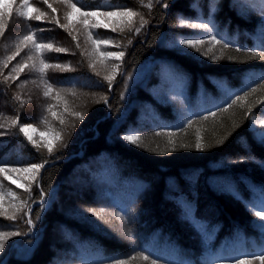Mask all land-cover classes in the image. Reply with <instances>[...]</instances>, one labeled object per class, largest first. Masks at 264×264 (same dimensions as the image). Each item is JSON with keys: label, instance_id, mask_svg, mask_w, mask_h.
Here are the masks:
<instances>
[{"label": "trees", "instance_id": "trees-1", "mask_svg": "<svg viewBox=\"0 0 264 264\" xmlns=\"http://www.w3.org/2000/svg\"><path fill=\"white\" fill-rule=\"evenodd\" d=\"M70 2L83 11L127 6L137 13L132 31L123 17L67 19ZM148 3L0 0V167L46 161L22 178L25 191L6 185L14 195L3 202L9 214L0 209V231L26 233L30 208L33 232L7 240L2 264H231L264 249L251 208L252 192L264 199V148L249 127L264 101V59L248 55L264 50L254 36L264 0ZM37 8L39 20L23 17ZM33 33L52 48L23 40ZM213 35L221 44L209 43ZM196 39L204 43H180ZM25 125L36 129L32 141ZM14 196L27 201L23 212L11 207Z\"/></svg>", "mask_w": 264, "mask_h": 264}, {"label": "snow or ice", "instance_id": "snow-or-ice-1", "mask_svg": "<svg viewBox=\"0 0 264 264\" xmlns=\"http://www.w3.org/2000/svg\"><path fill=\"white\" fill-rule=\"evenodd\" d=\"M30 5L28 4H23L24 8L29 7ZM145 7L151 8L152 7V3L151 0H149V3L144 5ZM49 7H51V5H49ZM67 7L72 9V11L68 12L66 14V18L70 19L71 16L73 15V12L75 13H80L82 16L84 17H94V16H103L106 18H111V17H123V18H127V23L129 25V31H132L131 28V24H132V18L134 16L137 15L136 12L132 11L131 8L124 6H108L105 7L104 5H97L96 8L98 9L97 11H83L84 5H80L77 6V3L75 2H70L67 4ZM164 7H168V4L165 2L164 3ZM115 10H112V9ZM102 9V10H101ZM35 12L37 13L34 16H28L27 12H23L22 15L25 19L31 20V19H37L39 20L40 17L43 15V13L40 12L39 8L35 9ZM261 15L264 16V9H262ZM85 23H87V20H85ZM145 23H147V21H145L143 19V17H141V23H140V27L136 28L135 31L137 33H139V31L141 30V28L144 27ZM181 26H185V27H190V28H194V29H202L205 33H211L214 29L210 26V23L208 22H199V23H190L184 20L180 21ZM94 27H101V25L97 24L94 25ZM116 29L113 28V31H115ZM121 31H123V28H121ZM5 32V27L3 25V23H0V34H3ZM24 41H33L35 44V48L37 51H39L41 48H47V49H51L52 45L51 44H46V43H40L36 41V37L35 34H31V35H25L23 37ZM102 43H108L107 40L104 41H99ZM94 43H97V41H94ZM180 43L186 45V46H191V47H195L196 45L199 44H203L204 41L202 39H196V40H182L180 41ZM209 43L211 44H221V40L217 38V36L213 35L211 36ZM119 46V45H117ZM223 47L227 48L229 47V45L225 42L223 43ZM58 51H65L64 49H57ZM236 51H241L239 48L236 49ZM108 56H112L115 59H121L125 53L123 51L118 52V53H107ZM249 57H254V58H259V59H264V50H261L259 52H249L248 53ZM48 65H45V67H47ZM13 71H15V69H13ZM42 71V69H41ZM107 79L109 80V82L111 83L112 81V77H107ZM51 87V86H49ZM256 89H252V92H255ZM251 93L249 92H245L244 96H240L237 95L235 100L232 101V104L228 105V108H231L233 105H235L238 101H241L243 99H245L247 96H249ZM45 95H47V93H45ZM107 103V101H105ZM221 111H226L227 109L225 108H221ZM250 111V110H249ZM261 114L262 117H264V109H261ZM80 120L84 119V116L82 114L77 113L76 114ZM210 115L215 116L216 113L212 112L210 113ZM253 117L255 116L254 113L251 114ZM204 119H207V117H204ZM256 123H259L261 125H264V118L259 119L254 121ZM18 123V121H13V124L16 125ZM191 123V122H189ZM238 127V125H234V128ZM19 131L24 133L25 136L27 137V139L29 141H32V136L29 135L30 132L34 133L36 132V129L30 125H25V126H20L19 127ZM230 134V133H229ZM41 135H44V133H41ZM55 138H59L58 136ZM124 140L129 141V142H137L140 138L134 135H125L123 137ZM225 139H227V137H225ZM224 141H219L218 143H223ZM261 142L264 143V133H261ZM66 146V145H65ZM45 147L47 148L49 154L52 153L53 151V147L52 145L46 144ZM197 148H200V144L197 143ZM202 150V149H201ZM6 162L4 161H0V164H5ZM45 163H38V164H31L30 167L28 168H11L10 171L16 172V171H23V172H29V173H39L40 170L42 168L45 167ZM5 172V167H0V173ZM32 179H36V176L33 175ZM37 186L39 187V181L37 180ZM2 194V193H0ZM8 195H14L13 193L9 192ZM41 195H43V193H41ZM27 201H23L21 202V207L26 206ZM251 208L254 210V214L256 217L259 218L258 222H257V227L259 229H261L262 232H264V200H262L260 202L259 205H252ZM31 213V209L29 208L28 211L25 213L26 215H29ZM12 220L16 219L15 215H12L11 217H9ZM28 225L31 227L33 225V221L31 219L27 220ZM23 235V233L19 232V231H0V252L5 251V247L7 244V240L10 239L11 237H15V236H20ZM10 246V245H9ZM251 255H253L255 257V259H258L260 261V264H264V249H262L259 253H252ZM143 259L145 261H149V256H144ZM0 264H2V262H0ZM114 264H124V261L122 260H116L114 262ZM151 264H156L155 260L151 261ZM237 264H244L243 261H237Z\"/></svg>", "mask_w": 264, "mask_h": 264}, {"label": "rangeland", "instance_id": "rangeland-1", "mask_svg": "<svg viewBox=\"0 0 264 264\" xmlns=\"http://www.w3.org/2000/svg\"><path fill=\"white\" fill-rule=\"evenodd\" d=\"M96 18L102 24L105 25L106 23L104 22V20H114V19H117L118 17L106 18V17H103V16H96ZM262 23L264 25V18H262ZM254 36L260 42L263 41V38H264V27L257 28L254 31ZM261 109H264V101L260 104L257 112L254 113L255 116L254 117L251 116V118L249 120V127H250V131H251L252 139L257 144H259L260 146H262L264 148V143L261 142V133H264V125H261L259 123L254 122L256 120L264 118V117H262ZM29 135L36 137V132H34V133L30 132ZM21 169H23V168H21ZM28 174H29V172H23V171L13 172V171H10V169H5V172L0 173V193H2V194H0V209H2V214L3 215H8L9 212H10V208L8 209L5 206V203H3L4 200H8L9 199L8 198V196H9L8 193L9 192L7 191L8 187L6 185L9 184L11 187H13L14 189H16L19 192L25 191L26 185L22 182V178H28ZM251 196L253 197L254 205H259L260 202L262 200H264L263 198H261V196H259L255 192H252ZM19 197H21V196H19ZM11 199L13 201V204H12L11 207L13 208L15 205H19V211L18 212H21V211L23 212V209H24L25 206L24 207L20 206L21 202H23V200L20 201L18 198H15V196L12 197ZM252 211L254 213L253 209H252ZM254 216H255V214H254ZM25 219L26 220L29 219L28 215L25 216ZM258 220H259V218L255 216V219L252 221L253 226H254L255 231L257 232V234H259L261 236H264V232H262L261 229H259L257 227ZM32 232H33L32 227H29V230L26 233H24L22 236H25L27 234L28 235L32 234ZM20 238H17V239H14L13 241H11L10 242L11 246L14 245L18 241V239H20ZM240 261H243L244 264H260V261L258 259H255L254 256L252 258H250V259H242ZM231 264H237V262H233Z\"/></svg>", "mask_w": 264, "mask_h": 264}]
</instances>
